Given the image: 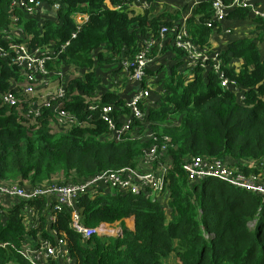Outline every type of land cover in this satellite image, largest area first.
<instances>
[{
	"label": "trees",
	"instance_id": "16d2710c",
	"mask_svg": "<svg viewBox=\"0 0 264 264\" xmlns=\"http://www.w3.org/2000/svg\"><path fill=\"white\" fill-rule=\"evenodd\" d=\"M12 1L0 0V33L18 18L17 25L31 36L32 48L52 45L59 49L70 41L75 30L73 15L90 16L89 23L59 59L47 66L53 70L67 65L83 71L80 79L68 83L70 99L64 105L80 119L91 113L89 99L99 94L102 105L119 106L121 114L128 115L126 100L115 92L102 91V75L109 69L120 71L124 61L135 59L147 38L156 39L163 26L172 29L183 19L179 10L157 9L154 4L150 10L137 13L130 6L117 10L121 0H59L62 8L58 19L47 21L41 28L39 19L14 8ZM222 1L230 6L234 0ZM246 19L255 24L253 34L232 39L221 53L223 70L227 78L244 89V101L223 88L213 70L197 67L192 71L194 79L188 82L185 54L174 46L170 36L153 56L172 54L174 61L147 70L149 76L157 72L160 78L152 87L158 103L142 107L147 111V121L138 123L137 133L122 142L107 136V125L98 119L97 111L93 112L94 127L54 132L50 125L56 114L51 108H45L40 117H27L23 106L5 104L4 95L12 91L19 96L14 84H24L25 80L11 56H0V182L36 186L61 181L59 178L64 176V182L77 183L104 171L136 166L154 143L147 137L150 133L160 142L164 137L171 140L167 145L170 211L139 195L82 197L78 202L87 227L117 226L122 235L82 242L69 227L68 212L62 213L57 230L70 247L72 264H264V196L217 180L190 185L183 170L187 158L205 156L231 159L250 175L256 169L248 170L243 163L264 158V47L259 46L264 42V19L236 8L230 11L227 21L243 23ZM213 21L211 3L200 0L187 22L192 40L211 55L212 36L217 28L221 29ZM209 23L213 27H208ZM0 49L5 53L10 50L2 38ZM235 60L238 69L231 67ZM142 84L146 87V80ZM42 203L41 199L20 202L5 222L0 217V242L13 243L20 249L24 239L27 242L29 236L39 232L54 241L45 230L44 219L31 233L23 224L25 207L40 209ZM251 222H256L254 229L249 226ZM17 250L0 249V264H29ZM50 264L62 262L50 260Z\"/></svg>",
	"mask_w": 264,
	"mask_h": 264
},
{
	"label": "built area",
	"instance_id": "2783aa9c",
	"mask_svg": "<svg viewBox=\"0 0 264 264\" xmlns=\"http://www.w3.org/2000/svg\"><path fill=\"white\" fill-rule=\"evenodd\" d=\"M122 5L117 10L133 4L130 0H121ZM143 11L152 7L161 8L160 1L156 3L150 0H135ZM214 11L216 24H224L227 21L230 11L236 8L247 9L255 18L264 19V11L260 9L255 0H234L230 6L222 0H208ZM131 2V3H130ZM154 4V5H153ZM12 6L23 10L28 16L39 19L41 28L47 21H56L62 5L59 0H13ZM190 18V17H189ZM186 18L180 26L168 28L163 26L156 39L147 38L141 44V50L133 61L122 63L121 75H126L131 84L130 98L126 101L128 115L121 114L122 109L116 105H102L101 94L89 99L90 106L85 119H80L75 114L64 109L66 101L70 99L68 83L64 80L62 68L49 70V62H55L59 56L70 45L71 40L77 38L78 34L89 23L90 16L85 13L73 15L75 30L71 34L70 41L66 42L59 49L46 47L32 48L26 31L17 25L18 18L14 19L13 25L0 33V38L9 44L7 53L0 49V56L4 59L11 56L14 64L18 65L24 77V84L15 83L16 96L12 91L6 93L3 101L7 105H21L25 109L27 117H40L45 108H51L56 114L55 120L51 123L50 129L54 132H67L70 129L79 127L95 126L96 120L94 111L99 112L98 119L107 125L108 135L111 140L122 142L127 136L137 133L136 125L145 123L147 111L144 108L155 107L152 102V84L142 83L147 78V70L154 63V50L161 51L168 37L173 36L174 46L185 54V67L193 75L195 68L201 67L204 70H213L217 73L221 86L234 92L239 101H244L245 93L238 84L227 78L223 70V61L220 56L208 54L197 45L191 38ZM208 27H213L212 23ZM218 29V28H217ZM227 34L231 29L226 30ZM130 73V74H129ZM36 83L40 89H35ZM17 94V95H18ZM153 139V145L145 150L144 155L136 166L123 167L116 170L104 171L94 177L82 180L77 183L52 180L47 184L33 186L29 183L20 185L17 182H0V217L5 222L10 211L20 202L29 203L42 200V207H25L22 217L23 224L28 233L42 225L43 219L45 230L54 239H46L39 232L35 237H28L29 241L23 240L20 249L10 242H0V249H18L17 251L29 264H50V260L72 264L70 247L67 241L62 238L57 230L60 215L64 212L69 214V227L78 235L82 242H88L94 237L120 238L122 231L117 226L99 225L87 227L83 222L82 208L79 200L89 195L96 197L108 193H120L144 196L151 201L159 202L166 211L169 210L171 201L168 172L171 163L168 158L167 145L171 142L164 137L162 142L153 134H148ZM243 166L248 170L256 172L246 175V171L240 170L234 162L221 160L214 157H190L185 160L183 170L190 185H198L208 180H217L228 185L258 196H264V158L261 161L244 162Z\"/></svg>",
	"mask_w": 264,
	"mask_h": 264
},
{
	"label": "crops",
	"instance_id": "0c3cea01",
	"mask_svg": "<svg viewBox=\"0 0 264 264\" xmlns=\"http://www.w3.org/2000/svg\"><path fill=\"white\" fill-rule=\"evenodd\" d=\"M150 1L153 3L160 1L162 3L160 4L161 8L169 7L171 9L179 10L180 12H182L183 19L180 22V24L183 23V21L186 18H189L193 15L194 8L200 2V0H191V1L190 0H150ZM255 4H257V6H259L260 9L264 11V0H255ZM130 8H132L137 13H139L140 11L141 12L143 11L141 7L138 5V3H136V1H134L133 4L130 5ZM184 10H185V14H183ZM247 27H249L250 31L251 30L254 31L255 24H253V22L248 19H246L245 22L243 23H234V22L226 21L224 24H221V29L220 30L219 28L216 29L211 39V46H212L213 54L221 57L222 50L225 49L226 45H228L232 39H242L247 36L249 37L248 33L244 32L243 34H241V32H243L242 29L246 30ZM227 29H231L230 34L226 33ZM240 35H243V36H240ZM223 38L226 41H223ZM171 60L174 61V55L165 54L164 56L162 54H159L155 57V61L149 67V69L151 68L155 69L157 68L156 66H159L163 63H171ZM238 65H239L238 60L231 62V67H237L238 69ZM69 67L65 66L62 69L64 80L66 82H68L67 80L69 79L70 70H74V73L77 76H80V77L83 76V71H80V69L73 67V66H69ZM121 72H122L121 70L117 71L116 68H114V69H109L104 75H102V91L103 92H110V91L115 92L117 93V95L120 96V98H123L124 100L127 101L130 98L132 83L130 84V80H128L127 76L121 75ZM158 79L160 78L157 76V72H156V75L153 77L147 75L146 83L151 82L152 87L154 88V84L157 83ZM193 79H194L193 75L189 72L187 74V81L190 82ZM115 80H117L116 83L114 82ZM152 102L158 103V98L155 97L153 94H152Z\"/></svg>",
	"mask_w": 264,
	"mask_h": 264
},
{
	"label": "rangeland",
	"instance_id": "374dc122",
	"mask_svg": "<svg viewBox=\"0 0 264 264\" xmlns=\"http://www.w3.org/2000/svg\"><path fill=\"white\" fill-rule=\"evenodd\" d=\"M191 1V0H190ZM188 2V1H187ZM183 10V9H182ZM183 14H185V10L183 11ZM242 31L243 32H241V34H243L244 32L245 33H248L249 34V36H250V34H253L252 33V30L250 31V29H249V27H247L246 28V30H244V29H242ZM251 32V33H250ZM247 34V35H248ZM240 36H243V35H240ZM223 41H226V40H224V38H223ZM259 46L261 47V48H263L264 47V42H262V43H260L259 44ZM259 47V48H260ZM67 66V65H66ZM81 77L80 76H77L75 73H74V70H70V72H69V79L67 80L68 82H70V83H72V82H74V81H77L78 79H80ZM116 81L117 80H115L114 82L116 83ZM35 87V89H40V87L38 86V84L36 83V86H34ZM152 123V122H151ZM59 180H61V181H65V178H64V176H62V177H60L59 178ZM8 183H13V181H7ZM45 184H47V183H43V185H45ZM167 212H169V211H167ZM168 217H170L169 215H168ZM255 225H256V222H251L250 224H249V226H250V228L251 229H254L255 228ZM180 262V261H179ZM181 264V263H180Z\"/></svg>",
	"mask_w": 264,
	"mask_h": 264
}]
</instances>
